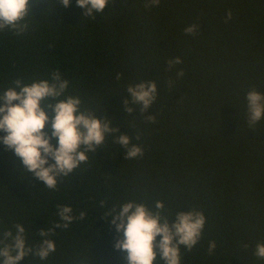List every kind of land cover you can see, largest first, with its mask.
I'll return each instance as SVG.
<instances>
[{"label":"trees","instance_id":"obj_1","mask_svg":"<svg viewBox=\"0 0 264 264\" xmlns=\"http://www.w3.org/2000/svg\"><path fill=\"white\" fill-rule=\"evenodd\" d=\"M145 2L109 0L93 19L75 0H30L28 29L0 32V94L17 79L31 84L58 70L69 82L59 99L78 96L82 110L111 119L143 150L126 158L108 136L50 190L0 143V238L21 224L35 247L39 231L58 221L57 205L85 213L54 229L46 260L29 255L19 264H125L113 247L122 234L103 216L113 205L152 208L157 200L170 220L193 208L206 218L199 242L181 247V264H264L254 255L264 243V118L250 125L245 99L250 89L264 94V0ZM192 24L196 33L185 34ZM176 57L182 62L169 70ZM145 80L155 81L157 96L141 112L126 89Z\"/></svg>","mask_w":264,"mask_h":264},{"label":"clouds","instance_id":"obj_2","mask_svg":"<svg viewBox=\"0 0 264 264\" xmlns=\"http://www.w3.org/2000/svg\"><path fill=\"white\" fill-rule=\"evenodd\" d=\"M70 2L60 0L64 7H68ZM75 3L84 9L83 15L94 19V14L103 12L109 0H75ZM159 3L160 0H146L145 7L158 6ZM30 12V0H0V32L7 29L17 35L22 34L28 29L25 20ZM227 18H231V12L227 13ZM196 31L195 24L184 29L188 35ZM181 62L179 57L169 60V70ZM181 76L182 70L177 72V77ZM116 79H120V74ZM68 83L57 70L50 79L34 80L31 84H23L17 79L13 81V87L0 94V132L4 133L0 136V143L20 159L25 170L43 181L50 190L56 189L59 177L68 176L86 162L88 154L100 148L108 136L126 149V158L143 155L142 147L132 144V138L121 134L111 119L106 116L98 118L96 113L82 110L78 96L59 99L66 92ZM171 83L169 81V85ZM126 92L131 105L139 104L140 111L147 112L156 100V83L154 80L140 81L130 84ZM245 99L248 122L255 125L264 118V94L250 89ZM123 103L125 111L131 114L134 109L127 106L129 101ZM48 112L53 113L51 118ZM146 119L155 122L154 116L149 115ZM136 139H140L139 135ZM100 206L104 207L105 201L102 200ZM56 208L58 221L39 231L41 240L35 247L27 244L23 225L15 224V233L4 231L0 238V264H19L29 255L46 260L55 251V242L49 238L55 234L54 229H67L75 219L83 220L85 217L83 211L74 216L70 205H57ZM163 211V202L157 200L152 208L144 203L127 201L113 205L105 212L103 217L106 221L114 226L117 234H122V238H116L113 247L126 253L125 264H181V247L190 251L199 242L206 222L202 211L194 208L178 211L171 220ZM215 247L216 242L209 241L208 252L212 253ZM254 255L264 259V243L256 244Z\"/></svg>","mask_w":264,"mask_h":264}]
</instances>
